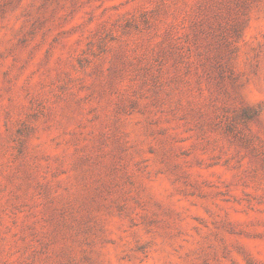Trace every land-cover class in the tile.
<instances>
[{
	"label": "rangeland",
	"instance_id": "374dc122",
	"mask_svg": "<svg viewBox=\"0 0 264 264\" xmlns=\"http://www.w3.org/2000/svg\"><path fill=\"white\" fill-rule=\"evenodd\" d=\"M0 264H264V0H0Z\"/></svg>",
	"mask_w": 264,
	"mask_h": 264
}]
</instances>
